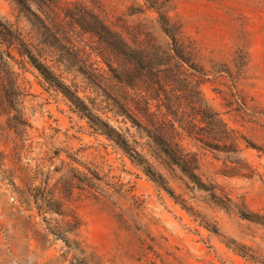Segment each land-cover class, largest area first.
Returning a JSON list of instances; mask_svg holds the SVG:
<instances>
[{"label": "rangeland", "instance_id": "rangeland-1", "mask_svg": "<svg viewBox=\"0 0 264 264\" xmlns=\"http://www.w3.org/2000/svg\"><path fill=\"white\" fill-rule=\"evenodd\" d=\"M35 1L0 0V264H264V0Z\"/></svg>", "mask_w": 264, "mask_h": 264}, {"label": "trees", "instance_id": "trees-1", "mask_svg": "<svg viewBox=\"0 0 264 264\" xmlns=\"http://www.w3.org/2000/svg\"><path fill=\"white\" fill-rule=\"evenodd\" d=\"M16 2H18V4H21V0H15ZM34 3H37L35 0H32ZM127 50L126 48L122 49V52L124 54V51ZM31 59V64L40 72V74L45 78L46 81L50 82V80L48 79V73L46 71V69L43 67L42 64H40L34 57H30ZM65 94L67 95V93L65 92ZM70 100L74 103V105L79 108L82 109V107L84 106L83 103L80 101L79 97H71L69 95ZM108 137H110L111 135L108 133L106 134Z\"/></svg>", "mask_w": 264, "mask_h": 264}]
</instances>
